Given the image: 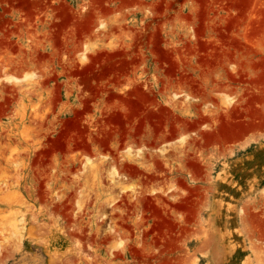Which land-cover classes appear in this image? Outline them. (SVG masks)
<instances>
[{
    "label": "rangeland",
    "instance_id": "374dc122",
    "mask_svg": "<svg viewBox=\"0 0 264 264\" xmlns=\"http://www.w3.org/2000/svg\"><path fill=\"white\" fill-rule=\"evenodd\" d=\"M0 264H264V0H0Z\"/></svg>",
    "mask_w": 264,
    "mask_h": 264
},
{
    "label": "bare ground",
    "instance_id": "6f19581e",
    "mask_svg": "<svg viewBox=\"0 0 264 264\" xmlns=\"http://www.w3.org/2000/svg\"><path fill=\"white\" fill-rule=\"evenodd\" d=\"M138 143V142H137ZM148 143V142H147ZM152 144V143H151Z\"/></svg>",
    "mask_w": 264,
    "mask_h": 264
}]
</instances>
